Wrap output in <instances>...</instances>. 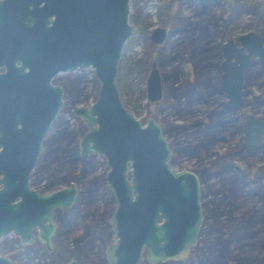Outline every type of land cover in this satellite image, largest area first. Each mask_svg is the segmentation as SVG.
<instances>
[{
    "label": "water",
    "instance_id": "obj_1",
    "mask_svg": "<svg viewBox=\"0 0 264 264\" xmlns=\"http://www.w3.org/2000/svg\"><path fill=\"white\" fill-rule=\"evenodd\" d=\"M28 2L30 11L14 24L13 50L20 64L0 53L5 66L0 72V237L13 233L25 243L31 238L30 228L37 226L38 238L50 246L51 209L67 206L75 188L66 185L39 194L26 180L61 102L59 86L48 83L50 74L86 66L98 80L97 97L89 105L76 106L74 113L88 126L79 140L80 155L97 152L108 166L105 180L115 203L108 220L114 239L105 249L108 264H139L142 247L149 263L184 259L201 218L197 178L188 170L171 169L160 125L151 116L143 124L134 117L121 103L114 83L122 45L132 31L128 0ZM166 32L165 26L155 25L148 39L161 43ZM62 35L63 56L58 53ZM236 40L238 44L226 38L220 45L219 82L232 106L241 101V76L250 55L264 65V44L256 32H242ZM145 95L150 101L161 96L154 60L145 76ZM243 130V144L254 143L264 122L247 114ZM0 264H11L10 258L0 254Z\"/></svg>",
    "mask_w": 264,
    "mask_h": 264
},
{
    "label": "flooded vegetation",
    "instance_id": "obj_2",
    "mask_svg": "<svg viewBox=\"0 0 264 264\" xmlns=\"http://www.w3.org/2000/svg\"><path fill=\"white\" fill-rule=\"evenodd\" d=\"M185 5L186 3L184 2L182 4V9ZM30 9L31 5L29 4L28 0H0V53L10 57H14V62L16 65H19L21 60L19 58H15V53L13 50L16 43L14 24L17 18L24 17L30 11ZM41 11L44 10H35L34 13L36 14L37 12ZM52 17L53 16L50 15L47 18L51 19ZM236 19L237 17L231 18L226 21V23H224L225 28L227 30L225 35L222 30L223 27L221 25L219 31L221 40H218L213 46L214 49L218 51L216 63H214V69L216 73L214 76H203L198 73L200 70L199 67L202 68V70H207L206 68H209L208 66H211L212 64H210L209 62H204L202 59H200L199 61H195V51L190 48L189 44H185V52L182 53L184 55L182 57L186 59L183 60L182 58L180 60H177L179 61V66L176 68V70H174L173 74H171L173 84L171 85V124L167 125L166 127L163 125L162 122L159 121L160 119H162V106L164 104L166 94L162 84V74L159 70V66L157 65L156 61L155 62L160 75L161 96L154 101H150L146 98L147 102L155 104L156 114L149 113L147 112V110L146 113L149 114L148 116H151L153 120L156 119H154L153 116H156L159 119L155 121L160 125L161 132L165 136L168 143V147L170 149V154L168 158L169 166L174 171H180L183 169L188 170L193 173L197 178L198 202L201 212V218L196 234L195 243L189 246L187 255H189L192 246L197 244L199 238L202 237L203 241H206L207 236L209 234V224L213 220L221 224H227V226L232 225L236 230L240 218L235 215V210L239 206L238 200L241 188H243V186L246 185L247 182L254 183L258 181V185H260L258 187L263 188L264 190V155L258 154V148L264 149V131L260 133L258 141L251 144H243V122L246 118V115H253L254 117L264 122V109L261 114L258 110V107L264 102L260 100H264V98L261 97V93L258 89L259 87L256 88V86L254 89L249 90L244 88L247 83V70L253 62L258 63V65L261 66L263 69L264 65H262L258 61L255 55H250V60L244 68L241 76V101L239 105L232 106L227 103L226 95L221 89L219 82V63L222 58L220 45L226 38H231L235 44H238L236 37L238 34L242 33L240 32L236 35L232 34V31L235 29ZM218 20L220 23H223L221 18H216V22H218ZM257 24L258 20L255 19V23L252 26V29L246 31L256 32L255 30L257 29ZM192 29L194 31L197 30L196 27L189 26L188 28H186L185 33L189 34V30ZM166 30L167 32L162 42H164L168 37L167 27ZM256 33L261 37L262 43L264 44V39L262 38V36L258 32ZM179 34H181L180 30L172 31L170 35L171 43H175V39ZM12 51L14 54H11ZM73 51L74 48L72 47V52ZM58 53L61 56H63L64 54L63 35L59 42ZM174 60L176 59L174 58ZM195 63L199 67H195ZM149 67L147 69V72L149 70ZM4 69V64H0V72H2ZM23 69L26 70L27 67L24 66ZM84 71H88L91 76L89 79V81H91V88L93 92L90 101L91 103L97 97L98 80L90 67L84 66L80 68L74 67L71 69H57L50 74L48 78V83L50 85L59 86L61 102L60 106L57 108L53 118L50 120L49 125L40 140V150L37 159L32 168L30 169L26 180L27 187L30 190H33L39 194L50 190L58 189L61 186L73 185L75 188L74 197L71 202L65 207H52L51 220L54 223V229L51 236L49 237V247L38 238L37 226H32L30 228L29 232L31 238L25 243L21 242L19 236L13 233L7 234H11L15 238L18 246H20L22 250L27 249L34 244H37L42 249V257H45V255L49 257L51 253H54L59 257L61 264H67V262L70 260H72L74 264H108V261L105 257V249L107 245L114 240L113 230L111 229V223L108 221L111 214L105 221L106 225L110 229L109 235H111V237L109 235L107 236L106 240L104 241V243H106L104 250L97 260L87 262L84 257L88 256V251H80L81 248L79 242L88 233L89 226L83 229L82 235L72 238L68 237L70 221L72 223L71 219L73 218L70 213L75 208V205L77 204L79 199H83L85 194L91 195L92 192L90 189L91 187H85V182L81 180L80 177H82V174L78 177L75 176V174H71L69 172L70 176H59L56 172L49 171L48 167L46 166V163L43 164V166H46V169L41 168L42 165L36 168V165L38 164V161L41 157L42 146L44 145V143H47L46 134L51 124L59 115V112L63 108H66L71 114H73L77 122L72 128L69 129V132H71L70 135L69 133H67V125H64L62 127L60 126L58 130L63 133V138L68 135V137H66L68 138V143L70 141L74 142L75 158H80L81 160H84L88 155L97 154L103 158L104 164L106 165V170L108 169L106 159L101 154L97 152L88 151L85 156L80 155L79 140L81 136L86 132L88 126L80 116L74 113V108L80 105L73 106V104L71 103V105L67 106V101H64V96L68 92H70L71 89L75 88L78 91V84L80 82L87 81V78H83V73H80ZM74 73L76 74L67 78L68 76ZM179 74L183 76L180 77ZM206 79H212L213 81L208 83ZM214 94L216 96L222 95L221 97H224V100H218L219 103H215L217 106L216 109L203 110L200 104L207 102L206 99L208 97L213 99ZM246 94H248L247 97ZM147 117L142 120L139 118L138 119L143 124ZM54 141L58 140L54 139ZM105 172L103 176L101 175L97 178L100 182L96 181L94 183V186L95 188H98L99 185H105L107 188V192L109 193L112 201L114 202L111 189L105 180ZM96 190L94 189V192ZM247 192L249 195L259 196L260 194V192H258V189L254 188H249ZM113 209L114 208L111 209L110 213H112ZM213 211L216 213L214 217L212 216ZM256 211H260V213L257 215ZM242 216L251 220V222L255 225L257 229V234L264 232V207L257 210L253 209V212H247L245 215L243 214ZM234 233H236V231ZM5 235H2L1 237ZM262 248V246L257 247V249ZM145 253L146 250L142 247L141 255L143 260H141L139 264H164L168 261L181 262L182 260H185V258L169 259L161 262L149 263L144 259ZM8 257L10 258L11 264H14V258L19 257V254H11ZM46 260L47 258L45 259V261ZM45 264L50 263L46 262ZM226 264H234V261L227 259Z\"/></svg>",
    "mask_w": 264,
    "mask_h": 264
},
{
    "label": "rangeland",
    "instance_id": "obj_3",
    "mask_svg": "<svg viewBox=\"0 0 264 264\" xmlns=\"http://www.w3.org/2000/svg\"><path fill=\"white\" fill-rule=\"evenodd\" d=\"M249 3L250 5H254L258 8V13L254 12H241L239 15H237L236 23H235V29L232 31L233 35H236L240 32H244L246 30L252 29V26L255 23V19L258 20L257 29L255 30L258 32L262 38L264 39V0H236V3ZM186 5L183 7L182 11L185 15H187L192 20H199V26L200 30L194 31L189 30V38H193L196 32L200 34L201 41H205L202 45L206 48V52L199 53L197 55L198 57L205 54V58L202 60L205 62H209L212 64L211 66H208L209 68H206L207 70L203 69L201 72L205 76H214L215 73V66L214 62L217 59L215 56V49L214 45L218 40L220 39V28L221 24L218 20L216 24H214L215 18L218 16V14L221 11V6L216 3L212 4L210 6H207L204 8V10L200 13L194 14V12L201 9V2L198 0H186ZM129 4V11L132 10L136 5H143V10L145 13L149 14L148 17V26H147V32L155 26V25H161L165 26L166 24L163 20V18H160L157 16L155 12V6H154V0H128ZM212 14V16L209 15V13ZM259 16V18H258ZM132 25V31L131 34L126 38L124 41L122 48H121V54L120 57L126 58V56H137L143 47V41L141 38V35L139 31L137 30V25L131 23ZM180 35V34H179ZM179 35L175 39V43L179 41ZM196 37V36H195ZM173 38V36H172ZM195 39V38H194ZM196 40V39H195ZM169 41L171 43V36L169 37ZM188 45V44H187ZM190 48L193 46L190 44ZM172 52H181V48L178 46L176 47L174 45L173 50L171 48L167 50L166 54H171ZM183 55V54H182ZM157 58V57H156ZM152 60L156 61L155 58H152ZM151 60V61H152ZM214 61V62H213ZM176 60H170L168 64H165L163 67H160V72L166 73L167 71H170L169 74H167L166 77H164L162 80L163 87L165 89L166 98L164 100V104L162 106L163 111L161 113V118L158 119L156 116H153L155 120H159L163 123L164 126L167 127V125L171 124V85L172 84V78H171V64H176ZM213 66V67H212ZM259 65L256 62H253L250 67L247 70V83L245 85V89H254L256 87L257 82H262L259 89V92L261 93V97L264 98V74L258 73ZM83 73V78H87V81L80 82L78 84L79 90L77 91L75 88L71 89L70 92H68L64 96V101H67L66 105L69 106L71 103L73 106L76 105H87L90 103L92 98V88H91V81L90 79V73L88 71L80 72ZM68 76L67 78L71 77L72 75ZM182 77L183 75H180ZM89 77V78H88ZM199 79V78H198ZM206 81L209 83L211 80L206 79ZM205 82V81H204ZM144 80H139L136 73L126 71V73L123 75L122 80V89L125 93V98L127 99L129 103L128 110L139 119H145L149 114L146 113V109L144 106V103L146 101L145 96V90H144ZM257 88V87H256ZM256 90V89H255ZM222 95L216 96L214 94L213 99L207 98V102L200 104L203 110L207 109H216V102L218 100L222 101L224 100V97H221ZM248 94H246V97ZM219 103V102H218ZM264 109V102L258 107L259 113L261 114ZM76 120L66 108H63L59 115L56 117L54 122L51 124L47 134H46V141L47 143L42 146L41 150V157L38 161V164L36 165V168L40 167L44 163H48L50 159H54L57 157L59 159L56 160V163L58 166H61L65 172H70L71 174H82L81 180L85 182V187L91 189V195H84L83 199H79L77 204L75 205V208L72 210L70 215H72V223L70 221V228L68 232V237H77L82 235L83 229L88 227V233L80 240V251H88V256L84 257L87 262L97 260L98 257L101 255V253L104 250V247L106 243L104 241L106 240L107 236L109 235V227L106 225L105 221L111 214V209L114 208V202L111 199V196L107 192L106 186L99 185L97 190L94 192L92 190L94 186V179L103 176L106 165L104 164V160L99 155H88L84 160H81L80 158H75V147L74 142L70 141L67 142L66 137L62 135L63 133L58 130V128L64 125H67V130L69 135L71 132H69V129L72 128L76 124ZM57 136V137H55ZM54 139H57L58 141H54ZM45 141V142H46ZM62 146L63 149L57 150V147ZM259 152L258 154L264 155V149L258 148ZM56 152V154H55ZM44 153H47L46 157ZM89 181V182H88ZM259 182L256 181L254 183H246V185L241 188V192L239 195V206L235 210V215L238 216L241 220L243 217L242 215L246 214L247 212H253V209H260L264 207V200H263V194L264 190L263 188H259L258 185ZM254 188L258 189V192H260L258 195H249L248 189ZM90 192V191H89ZM88 192V194H89ZM251 194V193H250ZM260 211H256V214H259ZM91 221V222H90ZM87 228V229H88ZM111 237V235H109ZM109 237V238H110ZM232 244H230V247ZM42 249L37 245L34 244L30 246L27 249L20 248L18 246L17 241L11 234H7L0 238V254L3 255H11V254H19V257L14 258V264H45L46 262L50 264H61V261L59 260V257L51 253V255L48 257L45 255V257H42ZM253 254H258L264 256V248L261 250H258L257 248L252 250ZM258 255H255L256 258L254 261V264H264L261 260L258 259ZM47 260L45 261V259ZM185 260L188 261V264H193V261L189 259V255L185 257ZM184 261V260H182ZM181 261V262H182ZM44 262V263H43ZM171 264H181L180 262H171ZM199 264V263H198Z\"/></svg>",
    "mask_w": 264,
    "mask_h": 264
},
{
    "label": "trees",
    "instance_id": "obj_4",
    "mask_svg": "<svg viewBox=\"0 0 264 264\" xmlns=\"http://www.w3.org/2000/svg\"><path fill=\"white\" fill-rule=\"evenodd\" d=\"M186 0H154L155 12L157 16L163 18L166 27L168 29V37L161 44H153L147 38V26H148V17L149 14L145 13L143 10V5H136L132 10L128 13V20L130 23L136 24L137 30L139 31L142 41L143 47L141 52L137 56H126V58L119 57L117 63V71L115 75V84L117 86L118 94L123 105L128 109L129 103L125 98L124 90L122 89V80L123 75L126 71L135 72L139 80H144L146 76L147 69L149 67V63L152 58H155L157 65L163 67L165 64L171 60L176 59V64H171V73L173 74L174 70L179 66V61L184 57L182 53H184L185 44H191L192 49L195 51L197 55L199 53H204L206 48L203 47V43L205 41H201L200 34L196 32L193 38H189V34L185 33L186 28L196 27L197 30H200L199 20H192L187 15H185L182 11V4ZM201 2V9L196 10L194 14L200 13L207 6L214 5L218 3L221 6V11L216 18H221L223 23L222 30L224 35L226 34L225 24L231 18H236L241 12H254L258 13V8L254 5H250L247 3H236V0H199ZM209 13V12H208ZM212 16L211 13H209ZM215 18V24L216 22ZM256 27V26H254ZM173 30H180L179 41L176 43H170L169 36L171 35ZM196 36V37H195ZM196 40H195V39ZM174 45L181 48V52H172L171 54H166L168 48L173 50ZM195 56V61H199L200 59L205 58V54L201 56ZM215 56L217 58L218 51L215 50ZM157 57V58H156ZM205 62V61H204ZM214 62V61H213ZM216 63V60L215 62ZM195 63V67H196ZM199 67V66H197ZM199 72L201 75L205 76L201 71L202 68L199 67ZM170 71L166 73L161 72L162 79L169 74ZM258 73L264 74V69L259 66L257 71ZM261 81L256 83L257 88L260 87ZM261 101H264L260 99ZM144 106L149 113L156 114V108L154 103L145 102ZM161 109V108H160ZM64 147L59 146L57 150L63 149ZM56 154V152H55ZM45 157L47 153L44 154ZM58 161L57 157L54 159H50L46 164L49 171L56 172L59 176H70L68 172H65L61 166H58L56 163ZM46 166H41V168L46 169ZM75 176H81L78 174ZM94 179V183L96 179ZM97 182H100L97 179ZM97 186V185H96ZM96 190L95 186H93V190ZM215 212H212V216H215ZM258 215V214H257ZM256 227L251 222L249 218H241L239 220L236 230L234 226L227 224H221L217 221L213 220L209 224V234L207 236L206 241L204 242L202 237L198 239L196 245L192 246L191 251L189 253V259L193 261V264H226L227 259L234 261V264H254V260L256 259L254 256L258 254H253L252 250L256 249L259 246L264 248V232L257 234ZM236 231V233H234ZM230 244L232 246L230 247ZM236 248V249H235ZM261 250V249H258ZM258 259L264 262V256L258 255ZM181 264H188L187 260L180 262ZM164 264H171V261H168ZM256 264V263H255Z\"/></svg>",
    "mask_w": 264,
    "mask_h": 264
}]
</instances>
